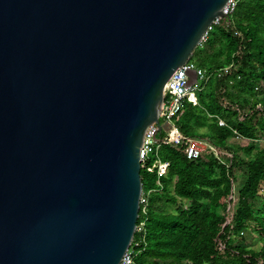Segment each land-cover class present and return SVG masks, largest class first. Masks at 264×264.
I'll return each instance as SVG.
<instances>
[{"label": "water", "instance_id": "95a60500", "mask_svg": "<svg viewBox=\"0 0 264 264\" xmlns=\"http://www.w3.org/2000/svg\"><path fill=\"white\" fill-rule=\"evenodd\" d=\"M228 1L0 0V264L121 262L144 135Z\"/></svg>", "mask_w": 264, "mask_h": 264}, {"label": "trees", "instance_id": "16d2710c", "mask_svg": "<svg viewBox=\"0 0 264 264\" xmlns=\"http://www.w3.org/2000/svg\"><path fill=\"white\" fill-rule=\"evenodd\" d=\"M191 61L209 79L175 123L187 137L208 139L221 156L189 160L184 146H161L159 156L170 167L147 214L140 210L137 225L145 226L132 242L133 264H264V0H238ZM236 134L248 144L234 142ZM141 180L144 192L158 188L149 167L141 169ZM166 204L174 211H165ZM247 232L262 242L259 249L235 244Z\"/></svg>", "mask_w": 264, "mask_h": 264}, {"label": "built area", "instance_id": "2783aa9c", "mask_svg": "<svg viewBox=\"0 0 264 264\" xmlns=\"http://www.w3.org/2000/svg\"><path fill=\"white\" fill-rule=\"evenodd\" d=\"M237 5L238 0H229L223 9V15L227 18L223 16L217 17L213 25L225 23L230 15L236 10ZM212 26L209 30L212 29ZM209 30L203 36L200 44L207 40ZM191 70H195L197 75V80L194 84H189V72ZM228 70L229 67L225 69L226 72ZM208 79L209 75H207L204 70L198 68L190 59L187 63L175 71L165 85L164 100L162 103L164 108L158 115L159 124L153 123L147 129L141 147V169L149 167V171H156L158 176L157 189H151L145 192L142 189L140 197V210L144 215L148 212L150 195L154 192L163 190L160 179L167 175L170 167V163L168 161L161 160L159 156V150L162 145L169 144L176 147L184 146V153L189 160H194L207 152L214 153L215 156L220 159L221 151L212 142L205 138L185 136L175 123V118L181 112L185 101L188 100L191 102L195 100L196 93L202 89L201 84ZM163 124H166L169 127L168 131H164V129H162ZM219 125L226 126V123L223 120H220ZM160 133H164L165 136L163 138L160 137ZM235 140L243 141L244 139L236 134ZM144 226L145 222H141L137 225L136 232H143ZM131 246L119 264H133L136 253Z\"/></svg>", "mask_w": 264, "mask_h": 264}, {"label": "rangeland", "instance_id": "374dc122", "mask_svg": "<svg viewBox=\"0 0 264 264\" xmlns=\"http://www.w3.org/2000/svg\"><path fill=\"white\" fill-rule=\"evenodd\" d=\"M234 142L237 143L238 141L234 139ZM239 144L242 146H246V144H248V141H243ZM259 147H264V137L261 138ZM174 208H175L174 206L170 204H166L164 209L165 211L170 212V211H174ZM235 244L247 245V246H250L251 248L259 249L262 245V242L258 239V237L255 234L247 232L244 234L243 237H236Z\"/></svg>", "mask_w": 264, "mask_h": 264}]
</instances>
